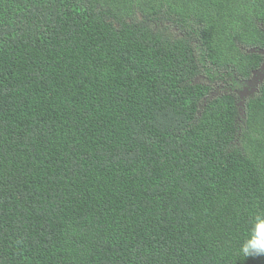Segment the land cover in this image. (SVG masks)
<instances>
[{"label":"trees","instance_id":"16d2710c","mask_svg":"<svg viewBox=\"0 0 264 264\" xmlns=\"http://www.w3.org/2000/svg\"><path fill=\"white\" fill-rule=\"evenodd\" d=\"M263 25L264 0H0V264H264V84L243 116L209 94Z\"/></svg>","mask_w":264,"mask_h":264},{"label":"flooded vegetation","instance_id":"af4514ba","mask_svg":"<svg viewBox=\"0 0 264 264\" xmlns=\"http://www.w3.org/2000/svg\"><path fill=\"white\" fill-rule=\"evenodd\" d=\"M263 32H264V25H263ZM247 52H256V53L261 52V53H259L261 56L260 65L255 70L251 71L249 78L241 79L239 81V86H233L231 88V87H228L224 82H221L219 86L213 85L211 88V91L209 92V94L211 96H214L215 94H218L220 92L226 93L224 91L226 89L230 90V94L234 95V97H235L237 106L240 107L241 103L244 102L245 99L247 97H250L252 94L247 96V97L246 96L242 97V95H244L251 88L256 89V87L259 84H264V49L257 50L254 47V48H251V50H248Z\"/></svg>","mask_w":264,"mask_h":264},{"label":"water","instance_id":"95a60500","mask_svg":"<svg viewBox=\"0 0 264 264\" xmlns=\"http://www.w3.org/2000/svg\"><path fill=\"white\" fill-rule=\"evenodd\" d=\"M259 53H261V52H259ZM255 91V89L254 88H251L250 90H248L244 95H242V97L243 96H248V95H250V94H252L253 92ZM243 102L241 103V106H240V108H239V112H240V115L242 116L243 115V113H244V111H243Z\"/></svg>","mask_w":264,"mask_h":264},{"label":"clouds","instance_id":"9594fccd","mask_svg":"<svg viewBox=\"0 0 264 264\" xmlns=\"http://www.w3.org/2000/svg\"><path fill=\"white\" fill-rule=\"evenodd\" d=\"M244 253H245V255L251 254L247 248L244 249ZM257 254H259V252Z\"/></svg>","mask_w":264,"mask_h":264},{"label":"rangeland","instance_id":"374dc122","mask_svg":"<svg viewBox=\"0 0 264 264\" xmlns=\"http://www.w3.org/2000/svg\"><path fill=\"white\" fill-rule=\"evenodd\" d=\"M240 108V107H239Z\"/></svg>","mask_w":264,"mask_h":264}]
</instances>
